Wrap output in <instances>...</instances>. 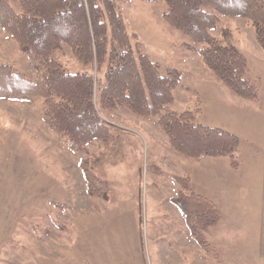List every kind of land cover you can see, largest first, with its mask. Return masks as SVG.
I'll use <instances>...</instances> for the list:
<instances>
[{"label":"rangeland","instance_id":"obj_1","mask_svg":"<svg viewBox=\"0 0 264 264\" xmlns=\"http://www.w3.org/2000/svg\"><path fill=\"white\" fill-rule=\"evenodd\" d=\"M117 6L132 45L140 43L162 73L180 71L170 109L195 112L197 123L237 136L238 166L226 156L181 157L155 118L126 108L104 113L109 141L73 149L44 124L42 99H0V264H264V52L252 24L219 16L210 34L244 55L257 101L232 94L185 48L188 39L161 17L162 1ZM55 57L69 72L87 70L65 43ZM0 64L36 79L1 29ZM105 68L92 71L98 84ZM81 164L106 181L105 196L87 194ZM184 175L220 211L217 227L204 232L208 252L170 202L177 190L171 178Z\"/></svg>","mask_w":264,"mask_h":264},{"label":"trees","instance_id":"obj_2","mask_svg":"<svg viewBox=\"0 0 264 264\" xmlns=\"http://www.w3.org/2000/svg\"><path fill=\"white\" fill-rule=\"evenodd\" d=\"M0 0V29L17 44L36 73L30 80L8 64H0V99L31 102L42 99V120L71 148L98 140L109 141L107 111L126 108L140 118H155L170 148L183 158L226 156L237 168L239 139L234 134L197 123L195 112L170 109L181 73L165 67L135 45L126 30L117 0ZM124 1V0H120ZM164 3L162 19L188 39L215 79L232 94L258 100V88L248 76L244 55L233 45L211 36L219 16L244 18L264 52V0H141ZM65 43L86 71L69 72L55 53ZM105 65L103 81L97 73ZM91 70V71H90ZM90 197L105 196L106 181L83 167ZM177 190L170 202L180 212L194 242L210 251L204 232L217 227L218 207L195 192L189 176L171 178Z\"/></svg>","mask_w":264,"mask_h":264}]
</instances>
